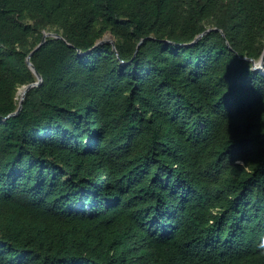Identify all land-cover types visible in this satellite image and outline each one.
Wrapping results in <instances>:
<instances>
[{
    "label": "trees",
    "instance_id": "obj_1",
    "mask_svg": "<svg viewBox=\"0 0 264 264\" xmlns=\"http://www.w3.org/2000/svg\"><path fill=\"white\" fill-rule=\"evenodd\" d=\"M263 50L264 0H0V264H264Z\"/></svg>",
    "mask_w": 264,
    "mask_h": 264
},
{
    "label": "water",
    "instance_id": "obj_2",
    "mask_svg": "<svg viewBox=\"0 0 264 264\" xmlns=\"http://www.w3.org/2000/svg\"><path fill=\"white\" fill-rule=\"evenodd\" d=\"M209 29L210 28H207L205 31H203L200 34H198L195 39L199 38L203 33H205L206 31H208ZM213 29H219V28L218 27H213ZM47 37H61V34H59L57 32H54V31H44L43 36H42L40 42L27 55L26 62L28 64V66L31 68V70L34 72V74L36 75L37 80L34 81V82H30L28 84L23 85L22 88H21V90H18V93H19V106H18V108H17L16 111L10 113L11 115L17 114V112L21 108L23 99H24L25 94H26V91L30 87H32L34 85H38V84H40L42 82V75L39 73V71L35 68L34 64L32 63V61H31V55L34 53V51L36 49H38L46 41V38ZM101 41H109V42H112L113 43V39L112 38L111 39L110 38H106L105 36L101 40H99V42H101ZM142 41H143V39L140 40L139 44ZM113 48H115L114 43H113ZM252 61H253L254 67L259 68V69H262V67L264 65V50H263V53H262L261 58L258 61H255L253 59H252Z\"/></svg>",
    "mask_w": 264,
    "mask_h": 264
},
{
    "label": "rangeland",
    "instance_id": "obj_3",
    "mask_svg": "<svg viewBox=\"0 0 264 264\" xmlns=\"http://www.w3.org/2000/svg\"><path fill=\"white\" fill-rule=\"evenodd\" d=\"M104 36H105L106 38H110V39L112 38V37L110 36V34H109V33L105 34ZM19 88H22V86H21V87H19Z\"/></svg>",
    "mask_w": 264,
    "mask_h": 264
},
{
    "label": "bare ground",
    "instance_id": "obj_4",
    "mask_svg": "<svg viewBox=\"0 0 264 264\" xmlns=\"http://www.w3.org/2000/svg\"><path fill=\"white\" fill-rule=\"evenodd\" d=\"M19 90H21V88Z\"/></svg>",
    "mask_w": 264,
    "mask_h": 264
}]
</instances>
